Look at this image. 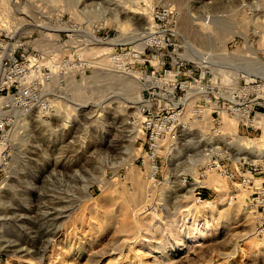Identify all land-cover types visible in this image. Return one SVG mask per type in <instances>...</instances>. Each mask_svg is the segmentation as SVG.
<instances>
[{
  "label": "rangeland",
  "instance_id": "1",
  "mask_svg": "<svg viewBox=\"0 0 264 264\" xmlns=\"http://www.w3.org/2000/svg\"><path fill=\"white\" fill-rule=\"evenodd\" d=\"M262 66L264 0H0V264H264Z\"/></svg>",
  "mask_w": 264,
  "mask_h": 264
},
{
  "label": "built area",
  "instance_id": "2",
  "mask_svg": "<svg viewBox=\"0 0 264 264\" xmlns=\"http://www.w3.org/2000/svg\"><path fill=\"white\" fill-rule=\"evenodd\" d=\"M15 60H16L15 57L12 54H10L8 57V61L10 63L11 62L13 63V62H15ZM7 75H9V76L4 78L5 79L3 81L4 84L6 82L7 83L11 82L12 76L14 75V73L8 72ZM263 86L264 85L242 87L241 90L243 92L235 93L234 96L231 97L232 99H237V100L242 101V103L240 102L238 107L233 108V111L235 113H238L241 115L246 114L247 119H250V114L254 112L255 108L261 106L259 101L264 103V88H263ZM250 88H251V90L247 91V89H250ZM31 100H32V96L29 95L28 92H25V94L23 93L22 96L15 98V103H17L19 106L25 105V107H27L29 105V103L31 102ZM233 105H235V104H233ZM178 109H180V108H178ZM175 116H178V114H174L173 116H169L167 119L162 118V117H157L156 119H153V121L148 124V128H147L149 130L148 144H149L150 150H152L153 152H157V149L159 147L158 142L162 138V136H164L166 133L170 132L171 129L173 128ZM250 121L251 120H249L248 122L250 123ZM251 122L252 123L255 122L253 117H252ZM208 144H209V149H205L204 152H205V156L209 159V162H210L209 169L218 168L220 162H224V161L228 162L231 160L232 154H230V152L228 150L230 147H228L227 149L222 151L220 149L221 147L218 148L215 145H211L212 143H210V142ZM234 151H236V150H234ZM235 159L238 160L237 163L241 162L243 165L250 166V164L246 161L248 159L247 156L246 157L243 156V157H239V158H235ZM260 159L264 160V157H262ZM213 167H215V168H213ZM223 174L225 176L227 174L228 178L232 179L233 174H231L227 171H223ZM197 200L201 201V197H199Z\"/></svg>",
  "mask_w": 264,
  "mask_h": 264
},
{
  "label": "bare ground",
  "instance_id": "3",
  "mask_svg": "<svg viewBox=\"0 0 264 264\" xmlns=\"http://www.w3.org/2000/svg\"><path fill=\"white\" fill-rule=\"evenodd\" d=\"M263 67V66H262ZM262 67H259V68H255L254 69V71L255 72H257V74L258 75H260L261 77H262V80H264V67L262 68ZM175 76V75H174ZM173 76V77H174ZM249 81V80H248ZM174 83V82H173ZM183 85V84H182ZM186 85V84H185ZM176 87V86H175ZM251 89V88H250ZM139 97H140V95H139ZM141 98V97H140ZM142 99V98H141ZM231 100V99H230ZM144 101V100H143ZM231 103V102H230ZM147 103H145V105H146ZM241 120L242 121H249L248 119H247V116L245 115V116H241ZM264 122V121H263ZM236 125H237V123H236ZM235 125V126H236ZM253 154V153H252ZM205 158H207L206 156H205ZM250 158V157H249ZM208 159V158H207ZM151 169L154 171L155 170V167H154V165L151 167ZM155 172V171H154ZM201 176H203V175H201ZM104 191V189L101 191V192H103ZM86 194H87V196H86V200H90L91 199V195L89 194V192L87 191L86 192ZM223 194L222 193H219V196H222ZM202 206H203V209H209V208H212V202L211 201H204L203 203H202ZM207 213V212H206ZM202 233V232H201Z\"/></svg>",
  "mask_w": 264,
  "mask_h": 264
},
{
  "label": "trees",
  "instance_id": "4",
  "mask_svg": "<svg viewBox=\"0 0 264 264\" xmlns=\"http://www.w3.org/2000/svg\"><path fill=\"white\" fill-rule=\"evenodd\" d=\"M206 197V195H204Z\"/></svg>",
  "mask_w": 264,
  "mask_h": 264
}]
</instances>
